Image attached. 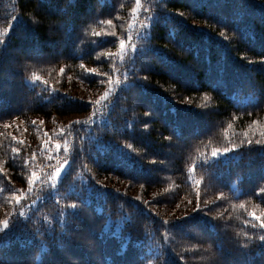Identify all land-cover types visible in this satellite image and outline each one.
I'll use <instances>...</instances> for the list:
<instances>
[{
  "label": "trees",
  "instance_id": "obj_1",
  "mask_svg": "<svg viewBox=\"0 0 264 264\" xmlns=\"http://www.w3.org/2000/svg\"><path fill=\"white\" fill-rule=\"evenodd\" d=\"M133 4L0 0V264H236L243 244L264 258L249 216L264 218V0H150L148 31L119 64ZM109 19L114 33L95 35ZM119 72L97 119L62 128ZM50 134L68 168L14 216Z\"/></svg>",
  "mask_w": 264,
  "mask_h": 264
},
{
  "label": "rangeland",
  "instance_id": "obj_2",
  "mask_svg": "<svg viewBox=\"0 0 264 264\" xmlns=\"http://www.w3.org/2000/svg\"><path fill=\"white\" fill-rule=\"evenodd\" d=\"M149 2L150 0H141V10L135 14L132 12V10L130 12V17L128 21L129 23L126 29V36L124 40L126 51L124 53H121L119 43L117 51L113 53L115 59H117L119 64H122V62L124 64V62H127L129 58H131L137 52V46L139 41L145 37L148 31L149 27H145V25L150 26L152 21V15L149 12V9L151 8ZM136 7V0H134L133 8ZM108 26L109 29H102L100 31V34H113L114 31L112 27L110 25ZM133 49H135L134 53ZM117 74L118 73L114 74L112 80L108 84H106L102 94L95 101L92 109V114H89L88 116L73 118L65 126H62V128H65L66 126L72 125L74 123H90L97 119L99 117L100 111H102L103 107H105L106 102H110L111 95L113 94V92H115L116 89L120 87V84L122 83L121 73L119 72V74ZM106 93L107 96L105 95ZM102 97L103 99H101ZM97 101L100 102L97 103ZM103 114L104 113H102V116ZM62 133L66 136L64 132ZM57 144L60 145L59 149H57L56 147ZM68 152L69 147L67 146L66 141H64L63 139L57 140L56 136H54L53 134L47 135V137L42 142V147L40 152L38 153V157L32 160L33 165L30 169L29 174L30 177L31 174L35 172L37 177L39 178V182L34 183L33 185H29L27 181L26 188L22 192L14 196V206L16 207V210H13L14 216L16 214L19 215L21 209H23V211L25 212V215L21 217L28 216L30 208L35 206L36 203L40 201L41 196L47 195L55 190L58 182L60 181V178L63 176V174L68 168ZM219 156L223 157L224 155L220 154ZM60 165H63L64 167L62 168L61 174L57 180L56 185L52 187L49 177L55 171L56 167ZM29 189L31 190L29 191ZM16 196L22 197L21 204L15 203ZM7 220L10 224L11 219L9 218ZM6 229H8V227Z\"/></svg>",
  "mask_w": 264,
  "mask_h": 264
},
{
  "label": "snow or ice",
  "instance_id": "obj_3",
  "mask_svg": "<svg viewBox=\"0 0 264 264\" xmlns=\"http://www.w3.org/2000/svg\"><path fill=\"white\" fill-rule=\"evenodd\" d=\"M136 4H137V7L136 8H133L132 9V12L135 14V13H138L140 10H141V0H136ZM103 23L107 24V25H111L112 24V20H105L103 21ZM145 27H149V25H145ZM10 30V28H9ZM95 35L99 36L100 33H96ZM120 50H121V53H124L126 51V46H125V42L124 40H121L120 41ZM135 52V49H133V53ZM261 62H264V57L261 58ZM81 67H83V64L81 65ZM63 71V69L61 70ZM33 81H41V77L37 74H33V77H32ZM127 79V77H126ZM46 83V82H45ZM107 96V93L105 94ZM103 99V97L101 98ZM100 101H97V103H99ZM145 129H147L148 125L145 124L144 125ZM248 144L251 145L252 144V141L249 140L248 141ZM256 144L258 145H264L262 144V142L260 140H257L256 141ZM57 149L60 148V145L57 144L56 145ZM129 148H131V145L129 144L128 145ZM235 147H232V148H229V147H225L222 151L219 150V149H214L211 153V158L213 157H216L218 156L220 153H224V152H228L229 150L231 149H234ZM67 150V149H65ZM14 151H17V150H14ZM151 162H156L155 159H153ZM207 162V161H205ZM64 166L63 165H60V166H57L55 171L52 173V175L49 177V180L51 181V186L54 187L57 183V180L61 174V171H62V168ZM195 165L193 166V169H191L190 171H194L195 170ZM39 182V178L37 177L36 173L33 172L31 174V176L29 177L28 179V184L29 185H33L34 183H38ZM201 183L200 180H197L196 181V184L199 185ZM31 189H29L30 191ZM260 193H264V188H258L256 190V194L259 195ZM223 195V194H221ZM15 203L17 204H21L22 203V197L21 196H16L15 197ZM78 206H81L80 204L78 205L76 202H73L70 207H78ZM199 208V203H197V206L193 209V211H195L196 209ZM20 216H24L25 215V212L23 211V209H21L20 213H19ZM61 217H63L64 213L61 212L60 213ZM187 215V214H186ZM249 216L252 217L254 220H260L261 223L259 225L260 229L264 230V218L260 217V216H257L255 212H250L249 213ZM45 220L47 221V218H45ZM9 226V221L8 220H3V221H0V233H3L4 230ZM253 227H255V224L252 225ZM37 236L39 235V233H35ZM69 235H74L72 233H69ZM245 235H247V233H245ZM78 240H80L81 242H83L87 247H89L90 249H95V242L90 239L88 236L84 235V234H80L76 237ZM258 241H264V234H261L258 236ZM241 249H238L237 250V253L235 254L236 255V264H253L252 262V257L249 255V250H248V245L247 244H243L241 245ZM183 259V258H182ZM73 264H76L75 261H73ZM148 264H153V261L152 260H149L148 261ZM259 264H264V258H261Z\"/></svg>",
  "mask_w": 264,
  "mask_h": 264
}]
</instances>
